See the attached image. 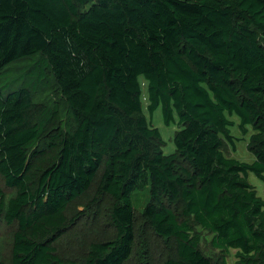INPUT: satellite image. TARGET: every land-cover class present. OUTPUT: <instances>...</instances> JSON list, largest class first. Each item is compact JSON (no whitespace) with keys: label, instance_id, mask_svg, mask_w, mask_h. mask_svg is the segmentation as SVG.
Returning a JSON list of instances; mask_svg holds the SVG:
<instances>
[{"label":"trees","instance_id":"1","mask_svg":"<svg viewBox=\"0 0 264 264\" xmlns=\"http://www.w3.org/2000/svg\"><path fill=\"white\" fill-rule=\"evenodd\" d=\"M34 55L37 80L48 70L70 108L69 131L57 106L32 101L37 83L3 82L7 65ZM140 76L147 111L160 106L166 125L177 115L171 154L143 113ZM232 114L251 128V162L222 150L235 151ZM95 182L115 201V235L91 242L81 264L128 262L145 189L142 214L173 240L163 264H228L203 254L196 226L235 264H264V0H0V264H78L56 243Z\"/></svg>","mask_w":264,"mask_h":264},{"label":"rangeland","instance_id":"2","mask_svg":"<svg viewBox=\"0 0 264 264\" xmlns=\"http://www.w3.org/2000/svg\"><path fill=\"white\" fill-rule=\"evenodd\" d=\"M39 56L34 55L27 58L19 59L7 65L4 70L3 82L10 83V86H17L21 83L34 82L38 84V88L32 93V101L46 107L57 106L59 115V125L64 132L71 130L74 126V120L70 112V108L62 96L55 79L52 74L46 70L44 83L37 80L38 73L34 72L35 62ZM142 84V110L146 119L152 126L158 128L165 144L162 147L164 154H171L175 150L173 143V134L179 129L177 125V115L174 114V122L166 125L163 122L161 107L156 108L152 113L147 111V87L146 81L142 76L139 78ZM39 81V82H37ZM9 86V87H10ZM233 121L230 126V133L236 138L235 151L226 142L223 143L222 150L225 155H229L235 159L245 162L254 160L247 148V139L251 134V128L248 126V132L243 134L239 127V118L236 114L228 115ZM46 145L43 139L39 146ZM248 181L254 185L257 193L262 196L263 182L259 180L253 173L248 174ZM97 182L85 194L78 197L69 204L67 208L68 228L65 236L56 243L57 253L64 259H70L81 264L88 245L95 241H104L114 237L115 228L111 221L110 212L114 204V199L109 196L98 194L96 191ZM2 190L8 194L11 190L2 185ZM149 198L148 190L134 193L133 205L135 208V242L132 254L126 264H163L164 261L173 254V240L157 236L148 221L142 214V209ZM201 233L200 250L211 261H216L224 254L228 264H235V250L230 249L224 253L218 249H214L210 240L212 235L207 230H203L196 226ZM8 228L1 227L0 231V251L3 254L8 249Z\"/></svg>","mask_w":264,"mask_h":264}]
</instances>
